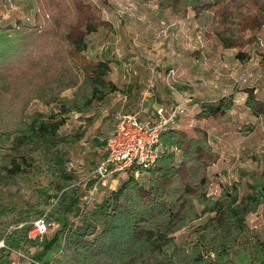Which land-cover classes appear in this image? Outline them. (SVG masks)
Wrapping results in <instances>:
<instances>
[{
  "label": "rangeland",
  "instance_id": "obj_1",
  "mask_svg": "<svg viewBox=\"0 0 264 264\" xmlns=\"http://www.w3.org/2000/svg\"><path fill=\"white\" fill-rule=\"evenodd\" d=\"M136 1L134 13L128 14L119 0H89L112 30L100 28L90 35L85 55L106 60L120 49L131 55L147 53V61L138 56L136 64L143 68L142 63H147L146 74L140 72L135 87L119 92L136 99L147 87L154 93L155 104L187 103L186 114L177 118L174 127L189 137L195 136V127L205 129L212 148L221 152L220 161L208 171L211 185L206 195L220 200L218 211L203 212L200 205L199 217L178 228L160 251L147 250L136 258L117 251L113 256L100 252L93 242L107 223L92 212L110 190L89 199L88 180L116 123L119 95L109 94L87 111L63 115L56 104L35 99L25 108L23 125L38 117L49 120L51 113L65 122L54 135L37 140L15 132L12 123L0 122V264H264V117L251 116L244 105L247 88H253L264 101V33L258 34L262 43L246 48L249 55L243 61L236 49L215 48L205 39L212 17L208 12L195 18L191 8L175 14L161 6V0ZM123 2L128 6V0ZM35 11L33 0H0V27L32 26ZM263 12L264 0H236L222 14L223 27L233 39L237 34L234 24ZM249 35L243 34L244 38ZM125 76L137 80L133 73ZM81 94L79 84L62 92L74 101ZM229 94L234 95V103L224 116L208 123L196 120L203 104ZM16 166L20 171H15ZM148 177L149 172L141 173L137 181L147 186ZM125 179H118L115 189ZM234 186L236 202L220 198ZM247 195L255 197V205L247 201ZM37 219L47 220L49 228L43 237L29 240L27 231ZM124 236L114 234L108 245L116 238L126 241ZM143 248L138 246V251Z\"/></svg>",
  "mask_w": 264,
  "mask_h": 264
},
{
  "label": "trees",
  "instance_id": "obj_2",
  "mask_svg": "<svg viewBox=\"0 0 264 264\" xmlns=\"http://www.w3.org/2000/svg\"><path fill=\"white\" fill-rule=\"evenodd\" d=\"M33 1L36 6L34 25L18 23L0 27V83H6L5 88L0 87V122L12 123L17 129L15 132L37 140L54 135L65 120H57L51 113L49 120L38 117L30 125H23L22 116L31 100L56 104L58 113L63 115L70 111H87L93 102L102 101L119 89L109 76L110 61L93 60L85 55L90 35L100 28L112 30L89 0ZM160 2L175 14L186 13L188 8L195 18L206 12L211 14L205 39L215 48L236 49L240 60L247 59L248 46L263 41L258 34L264 33V12L249 14L233 25L236 36L233 39L228 36L222 14L226 7L232 8L236 0ZM246 32L250 35L244 38ZM261 56L264 61V53ZM77 84L82 90L78 101L62 96L63 91ZM233 101V95H225L213 104H203L195 118L216 120L231 109ZM245 105L253 116H264V101L253 89H246ZM194 133V137H189L175 127L163 130L160 135L163 153L146 171L149 172L147 186L129 175L97 205L92 215L103 216L107 223L93 242L100 252L113 256L117 251L136 258L147 250L160 251L178 228L199 217L200 205L203 212L218 211L220 200L213 201L206 195L211 185L209 168L220 155L210 146L205 129L195 127ZM15 171H20L19 166ZM224 197L236 202L237 187L225 191L220 198ZM246 198L255 205L254 196ZM114 234H122L123 238L126 235V241L116 238L108 245V238ZM51 244L48 243L46 249ZM138 246L144 248L138 251Z\"/></svg>",
  "mask_w": 264,
  "mask_h": 264
},
{
  "label": "built area",
  "instance_id": "obj_3",
  "mask_svg": "<svg viewBox=\"0 0 264 264\" xmlns=\"http://www.w3.org/2000/svg\"><path fill=\"white\" fill-rule=\"evenodd\" d=\"M128 14H133L136 0H128L129 4L119 0ZM174 78V68L169 70ZM147 94V93H146ZM146 97L142 99L144 101ZM185 101L181 100L168 110L158 108L154 111L153 120L140 119L139 110L117 116L116 123L105 140L104 150L99 158L92 179H89L88 198L93 199L100 191L115 190L117 180L131 175L138 180L141 173L146 172L162 155L163 148L160 135L168 127H174L179 116L186 114ZM49 223L45 219L34 221L28 231L27 238L36 240L47 232Z\"/></svg>",
  "mask_w": 264,
  "mask_h": 264
},
{
  "label": "crops",
  "instance_id": "obj_4",
  "mask_svg": "<svg viewBox=\"0 0 264 264\" xmlns=\"http://www.w3.org/2000/svg\"><path fill=\"white\" fill-rule=\"evenodd\" d=\"M135 42H138V41H135ZM139 42H141L142 45L145 44V43L143 44V41H139ZM112 54H113V57H109V56L105 57V59L108 61L112 60L113 58L115 59L114 63L110 61V65H111V72L109 75L110 79L115 83V85L117 86L119 91H120V89H122L124 87H126V89L128 87H135V83L138 82V80H140L142 77L140 75V72L144 73L145 69L147 67V63L145 65L142 63L143 68L136 65V64L139 65L138 56H143L144 58H146L145 60L147 61V53L140 54V55H134V54L131 55L126 50L120 49L119 51L117 50V51L113 52ZM145 60H143V62ZM126 73H133V74L137 75V80L133 81V80L127 78V76H125ZM145 74H146V72H145ZM247 89H253V88H247ZM254 92H255V90H254ZM116 93H117V95H119L117 100L121 104L118 115L123 114V113H130V112L137 111L142 106V110L140 113V119H142V120H144V119L153 120L154 111L156 109L163 108L165 110H168L174 106L173 105V106L168 107L165 105L155 104L154 103V93L147 91V87L140 93V95L136 99H131L127 93H121V92H116ZM245 93H246V90H245ZM229 95H232V94H229ZM144 96L146 98L144 99L143 102H141L142 99L144 98ZM223 96H225V95H223ZM233 99H234V95H233ZM245 99H246V94H245ZM233 103H234V101H233ZM244 105H245V101H244ZM245 108H247L246 105H245ZM231 109H232V107H231ZM231 109H229V110H231ZM247 110L249 111L248 108H247ZM250 115L253 116L251 113H250ZM253 117L259 118L256 116H253ZM260 117H264V116H260ZM202 121L208 123L211 120H202ZM202 121H198V122H202ZM214 151L216 153H218L220 155V157H219V160L215 164H213L211 167L215 166L220 161V158H221V152H217L216 150H214Z\"/></svg>",
  "mask_w": 264,
  "mask_h": 264
}]
</instances>
